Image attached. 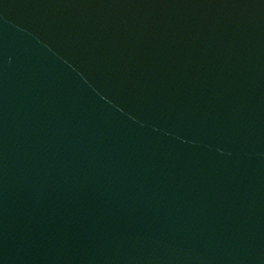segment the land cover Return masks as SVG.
I'll return each mask as SVG.
<instances>
[{"label":"water","instance_id":"water-1","mask_svg":"<svg viewBox=\"0 0 264 264\" xmlns=\"http://www.w3.org/2000/svg\"><path fill=\"white\" fill-rule=\"evenodd\" d=\"M0 264H264V0H0Z\"/></svg>","mask_w":264,"mask_h":264}]
</instances>
